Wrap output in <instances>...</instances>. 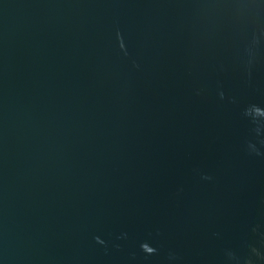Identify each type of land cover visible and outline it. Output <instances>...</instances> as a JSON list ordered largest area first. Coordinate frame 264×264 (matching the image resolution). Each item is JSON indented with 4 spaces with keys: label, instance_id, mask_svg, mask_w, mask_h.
<instances>
[{
    "label": "water",
    "instance_id": "water-1",
    "mask_svg": "<svg viewBox=\"0 0 264 264\" xmlns=\"http://www.w3.org/2000/svg\"><path fill=\"white\" fill-rule=\"evenodd\" d=\"M0 264H264V0H0Z\"/></svg>",
    "mask_w": 264,
    "mask_h": 264
}]
</instances>
